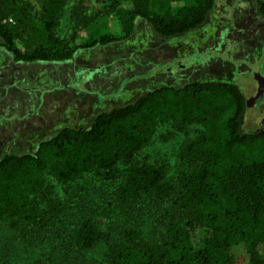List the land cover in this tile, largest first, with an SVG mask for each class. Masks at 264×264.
<instances>
[{
  "label": "trees",
  "instance_id": "trees-1",
  "mask_svg": "<svg viewBox=\"0 0 264 264\" xmlns=\"http://www.w3.org/2000/svg\"><path fill=\"white\" fill-rule=\"evenodd\" d=\"M125 1L114 15L119 34L71 46L56 34L66 0H46L38 18L25 0H0V47L14 62H67L78 49L128 39L138 19L162 38L184 35L206 23L216 0ZM255 2L264 17V0ZM246 107L233 84L161 87L87 128H62L32 154L5 155L0 264H238L244 256L264 264V128L244 132ZM193 126L199 134L179 146L177 166L145 153L159 129L186 135ZM119 166L120 182L91 198L94 207L47 183L112 180Z\"/></svg>",
  "mask_w": 264,
  "mask_h": 264
},
{
  "label": "rangeland",
  "instance_id": "rangeland-1",
  "mask_svg": "<svg viewBox=\"0 0 264 264\" xmlns=\"http://www.w3.org/2000/svg\"><path fill=\"white\" fill-rule=\"evenodd\" d=\"M25 1L38 18L46 0ZM126 6L125 0H66L56 34L71 46L88 42L95 33L119 34L114 15ZM258 75L264 78V17L255 0H216L203 26L172 38L158 36L138 19L128 39L78 49L67 62H14L0 47V160L32 154L62 128H87L99 113L128 105L147 92L192 82L237 86L248 103L242 128L259 132L264 128V100L253 104L262 91ZM199 131L193 126L186 135H172L159 129L145 153L174 166L179 146ZM116 171L115 179L89 175L70 189L52 177L47 183L60 198L67 191L77 198L81 194L94 207L91 198L105 199L125 167ZM96 208L102 211L103 206ZM238 264H249L247 256Z\"/></svg>",
  "mask_w": 264,
  "mask_h": 264
},
{
  "label": "flooded vegetation",
  "instance_id": "flooded-vegetation-1",
  "mask_svg": "<svg viewBox=\"0 0 264 264\" xmlns=\"http://www.w3.org/2000/svg\"><path fill=\"white\" fill-rule=\"evenodd\" d=\"M262 100H264V88L260 91L259 96L256 99H253V104H260Z\"/></svg>",
  "mask_w": 264,
  "mask_h": 264
},
{
  "label": "water",
  "instance_id": "water-1",
  "mask_svg": "<svg viewBox=\"0 0 264 264\" xmlns=\"http://www.w3.org/2000/svg\"><path fill=\"white\" fill-rule=\"evenodd\" d=\"M258 80H259V82L261 84V87H262V90H263V88H264V78H262L261 76L258 75ZM246 106H248L247 102H246Z\"/></svg>",
  "mask_w": 264,
  "mask_h": 264
}]
</instances>
